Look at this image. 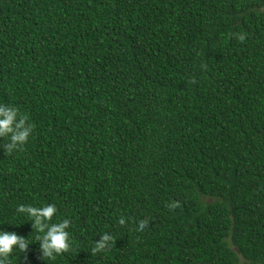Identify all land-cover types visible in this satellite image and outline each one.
<instances>
[{"label": "trees", "instance_id": "trees-1", "mask_svg": "<svg viewBox=\"0 0 264 264\" xmlns=\"http://www.w3.org/2000/svg\"><path fill=\"white\" fill-rule=\"evenodd\" d=\"M0 104L8 264H264V0H0ZM47 204L51 261L16 211Z\"/></svg>", "mask_w": 264, "mask_h": 264}, {"label": "clouds", "instance_id": "clouds-1", "mask_svg": "<svg viewBox=\"0 0 264 264\" xmlns=\"http://www.w3.org/2000/svg\"><path fill=\"white\" fill-rule=\"evenodd\" d=\"M28 117L22 116L13 105L0 104V139L7 138L3 145L4 150L12 153L27 143L32 133V125L27 122ZM173 203L171 207H177ZM17 213L26 216L30 221L31 229H35V240L39 242V249L43 257L55 260L57 256L70 250L69 221L67 219L54 221L57 209L53 204L40 207L18 205ZM119 223H125L124 218ZM139 223H143L141 220ZM108 236H103L99 243L92 248L93 253L103 252ZM27 237L18 235L15 231H0V264H8V259L14 251H26L29 246Z\"/></svg>", "mask_w": 264, "mask_h": 264}]
</instances>
